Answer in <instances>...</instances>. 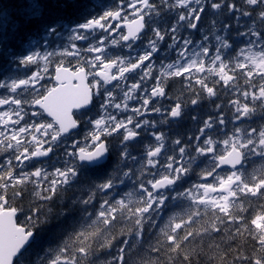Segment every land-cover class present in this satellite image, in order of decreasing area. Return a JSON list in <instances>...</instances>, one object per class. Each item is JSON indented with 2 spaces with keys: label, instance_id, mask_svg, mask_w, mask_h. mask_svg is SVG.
<instances>
[{
  "label": "snow or ice",
  "instance_id": "obj_1",
  "mask_svg": "<svg viewBox=\"0 0 264 264\" xmlns=\"http://www.w3.org/2000/svg\"><path fill=\"white\" fill-rule=\"evenodd\" d=\"M0 264H264V0H0Z\"/></svg>",
  "mask_w": 264,
  "mask_h": 264
}]
</instances>
